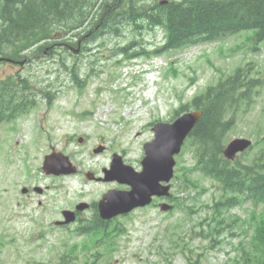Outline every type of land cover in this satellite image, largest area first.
Instances as JSON below:
<instances>
[{
    "label": "rangeland",
    "instance_id": "1",
    "mask_svg": "<svg viewBox=\"0 0 264 264\" xmlns=\"http://www.w3.org/2000/svg\"><path fill=\"white\" fill-rule=\"evenodd\" d=\"M122 32L111 36L105 28L100 39L83 45L85 50L72 46L75 57L66 61L79 68L77 80L58 59L59 54L70 55L60 45L54 58L46 55L53 49L49 47L24 67L0 64V79L22 70L54 88L55 94L51 107L39 99L30 112L0 126V264H154L166 256L172 264H186L179 251L172 256L169 243L176 236L184 237L187 254L199 258V264H264V246L252 238L253 203L241 201L228 209L222 204L214 216V202L226 196L222 186L200 173L191 177L192 182L183 177L186 168L196 163L195 147L188 140L176 156L172 199H166L181 203L179 207L163 212L150 205L118 217L121 231L110 227L116 236L106 244L92 243L88 236L55 225L62 208L99 201L108 189L121 187L116 182L88 180L85 172L103 176L115 152L141 170L144 143L154 137L152 122L173 119L196 93L240 65L251 66V75L261 83L252 104L235 117L225 144L236 137L252 139L254 145L235 159L245 164L264 152V39L257 41L254 30L211 43L162 49L159 57L131 58H126L127 53L150 50L163 42L162 32H146L143 39L139 33L133 36L131 27ZM135 38L142 39L143 46L123 51ZM99 144L105 150L93 153ZM53 149L69 155L79 171L59 177L46 174L42 163ZM24 186L30 190L27 194L21 192ZM33 186H41L43 194L31 191ZM221 214L230 224L217 229ZM84 243L89 246L83 247ZM71 245L76 247L67 257Z\"/></svg>",
    "mask_w": 264,
    "mask_h": 264
},
{
    "label": "trees",
    "instance_id": "2",
    "mask_svg": "<svg viewBox=\"0 0 264 264\" xmlns=\"http://www.w3.org/2000/svg\"><path fill=\"white\" fill-rule=\"evenodd\" d=\"M121 1L117 5L118 0H0V58L26 59L30 53H44L52 44L48 54L54 58L60 53H55L54 48L61 41L67 39L76 45L79 40L85 39L87 44L94 39L87 35L95 30V25L99 31L110 28L117 35L123 34L122 27H138V23L160 25L168 33L164 48L210 42L250 29L255 31L256 39L264 38V0H169L156 5L151 0ZM59 55L65 69L77 78L79 68L75 62L68 68L66 61L75 57L73 53ZM250 70L251 67H238L217 84L207 85L175 114L192 108L203 110L189 137L195 147L196 163L186 168L183 177L192 182L191 177L200 173L222 186L226 196L214 202V216L222 204L226 209L241 201H251L254 206L264 204V152L254 159V165L227 160L222 154L235 115L243 106L251 105L261 83L259 78L251 77ZM34 87L28 76L8 75L0 79V124L32 107L35 100L26 93ZM218 219L217 229L230 224L222 214ZM252 219V238L264 246V208ZM169 247L172 256L179 251L187 257L188 264H199V258L194 260L192 254H187L183 236L172 238ZM164 264H172L171 257L166 256Z\"/></svg>",
    "mask_w": 264,
    "mask_h": 264
},
{
    "label": "water",
    "instance_id": "3",
    "mask_svg": "<svg viewBox=\"0 0 264 264\" xmlns=\"http://www.w3.org/2000/svg\"><path fill=\"white\" fill-rule=\"evenodd\" d=\"M202 115L201 110L187 112L173 122H157L153 126L155 137L144 145L145 156L142 159L143 169L135 170L132 165L126 164L121 155L114 154L110 169H104L105 180H117L128 184L131 189L109 190L100 200L99 208L103 218H111L119 213L132 210L137 206H144L152 201L153 195H169L168 182L174 174L175 158L187 135L194 128ZM250 144L246 139H234L225 150L228 157H234L239 150ZM103 150L102 146L94 149L95 152ZM43 169L47 173L68 174L76 171L68 156L61 153H52L45 157ZM93 178L92 173H88ZM26 191V189H23ZM84 205L80 206L83 207ZM170 206L163 204V209ZM73 212L67 211L65 223L74 219Z\"/></svg>",
    "mask_w": 264,
    "mask_h": 264
},
{
    "label": "flooded vegetation",
    "instance_id": "4",
    "mask_svg": "<svg viewBox=\"0 0 264 264\" xmlns=\"http://www.w3.org/2000/svg\"><path fill=\"white\" fill-rule=\"evenodd\" d=\"M121 0H118V3H117V5H121ZM158 2L156 1V3H154L153 5H156ZM32 191H33V187H32V189H31ZM41 201H39V204L41 205ZM77 205V203H75V205H74V208H75V206ZM73 208V209H74ZM65 209V208H64ZM63 208L61 209V214H62V212H63V210H64ZM87 211H89V212H91L92 213V216L91 217H85L84 216V214L86 215V212ZM62 216V215H61ZM99 217V212H98V204H97V202H95V201H93L92 203H89V205L87 206V208L86 209H84L83 211H81V212H77V222H75V223H79V222H87V221H89V220H91V219H95L96 217ZM63 218V217H62ZM101 219V218H100ZM102 222H105V221H103L102 220ZM66 226H68V225H66Z\"/></svg>",
    "mask_w": 264,
    "mask_h": 264
},
{
    "label": "bare ground",
    "instance_id": "5",
    "mask_svg": "<svg viewBox=\"0 0 264 264\" xmlns=\"http://www.w3.org/2000/svg\"><path fill=\"white\" fill-rule=\"evenodd\" d=\"M139 25H138V27H131L132 28V30H133V33H135L133 36H135L139 31H141L142 29H144V27H145V25L143 24V23H138ZM106 29H108V31H111V36L112 35H114L115 34V32H113L112 30H110V28H106ZM127 29V28H126ZM121 31H124L125 30V28L124 27H122L121 29H120ZM103 30H101V31H99L98 30V28L97 29H95V30H93L92 32H91V35L92 36H94V35H98V37L95 39H92L91 41H97L98 39H100L99 38V36H100V33L102 32ZM55 51V53H57V50H54ZM76 75H78L77 73H76Z\"/></svg>",
    "mask_w": 264,
    "mask_h": 264
}]
</instances>
